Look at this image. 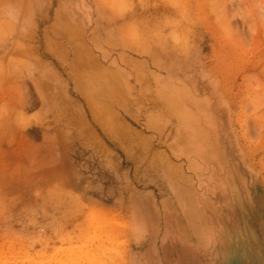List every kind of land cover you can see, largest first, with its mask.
<instances>
[{
  "label": "rangeland",
  "instance_id": "rangeland-1",
  "mask_svg": "<svg viewBox=\"0 0 264 264\" xmlns=\"http://www.w3.org/2000/svg\"><path fill=\"white\" fill-rule=\"evenodd\" d=\"M0 264H264V0H0Z\"/></svg>",
  "mask_w": 264,
  "mask_h": 264
},
{
  "label": "bare ground",
  "instance_id": "bare-ground-1",
  "mask_svg": "<svg viewBox=\"0 0 264 264\" xmlns=\"http://www.w3.org/2000/svg\"><path fill=\"white\" fill-rule=\"evenodd\" d=\"M232 172V171H231ZM230 174V173H229Z\"/></svg>",
  "mask_w": 264,
  "mask_h": 264
}]
</instances>
